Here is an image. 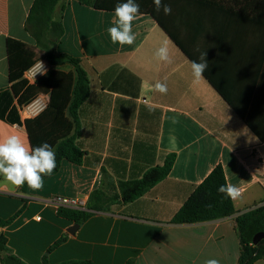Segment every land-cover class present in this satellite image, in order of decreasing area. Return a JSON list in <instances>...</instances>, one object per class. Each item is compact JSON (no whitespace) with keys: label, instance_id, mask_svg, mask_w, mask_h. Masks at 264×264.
<instances>
[{"label":"crops","instance_id":"obj_1","mask_svg":"<svg viewBox=\"0 0 264 264\" xmlns=\"http://www.w3.org/2000/svg\"><path fill=\"white\" fill-rule=\"evenodd\" d=\"M33 2L0 0V91L11 87L7 40L35 46L26 30ZM62 5L64 35L56 52L79 59L90 80L78 114L77 144L86 156L81 164L64 160L41 190L18 189L0 177V236L7 242L0 264L6 257L22 264H239L235 220L264 205V0H169L165 21L191 58L151 15L137 17L136 41L121 47L107 33L114 11L78 0ZM165 41L170 64L155 57ZM204 52L205 73L227 100L205 76L193 83L190 61ZM157 81L167 83V94L153 90ZM13 133L30 142L24 123L0 119V139ZM171 154L168 177L148 193L91 212L82 223L61 212L75 209L48 203L56 196L88 202L98 188L113 193L119 181L141 178ZM218 165L227 183L242 190L236 213L172 223Z\"/></svg>","mask_w":264,"mask_h":264},{"label":"trees","instance_id":"obj_2","mask_svg":"<svg viewBox=\"0 0 264 264\" xmlns=\"http://www.w3.org/2000/svg\"><path fill=\"white\" fill-rule=\"evenodd\" d=\"M63 1L34 0L26 19V30L35 40V46H29L22 41L11 38L7 40L11 87L8 90L0 91V119L19 124L21 121L14 106V101L23 106L39 95H49L47 109L37 118L27 120L24 125L30 144L33 147L47 142L54 148L57 168L52 175L59 171L64 160L81 164L86 156V152L77 144L80 136L78 114L81 105L90 94V80L81 65V61L56 52V46L64 35L62 23ZM78 1L106 11H114L117 3L125 2V0ZM136 3L140 5V14L151 15L169 37L190 57L171 32L165 21V14L162 8L160 11H156L153 0H136ZM163 3L168 4L169 0H163ZM41 58H46L51 63L52 69L36 85H28L23 79V75ZM203 75L227 100V97L207 73L204 72ZM238 114L252 130L256 131L249 117L244 112H238ZM175 159L176 156L171 154L166 157L162 166L150 169L141 178L119 181L117 191L115 190L113 193L102 188L96 189L92 192L87 202L89 212L79 210H61V212L74 218L75 222L82 223L89 218L91 212L107 211L116 202H133L168 177ZM225 183L227 181L224 169L221 165H218L197 186L189 199L174 216L172 223L193 224L234 215L236 213L234 201L218 192L219 186ZM27 187V185L24 186V188ZM235 224L241 245L239 264H254L257 260L264 258V240L258 245L253 244L255 234L264 232V205L240 214L237 216ZM6 251V239L0 236V258L1 254ZM2 260L7 264H22L11 257H6Z\"/></svg>","mask_w":264,"mask_h":264},{"label":"clouds","instance_id":"obj_3","mask_svg":"<svg viewBox=\"0 0 264 264\" xmlns=\"http://www.w3.org/2000/svg\"><path fill=\"white\" fill-rule=\"evenodd\" d=\"M156 11L161 8L165 15H170L172 9L170 5L164 4L163 0H153ZM140 15V5L136 0H125L117 3L114 8V19L112 25L107 28V33L111 43L123 47L132 45L136 41V33L133 30L134 21ZM155 57L159 61L172 63V57L165 41L156 50ZM206 52L202 53L199 61H190L191 75L193 83H199L204 80V72L208 68L206 61ZM35 67L34 76L46 74L43 62L39 60ZM153 90L160 94H167L168 86L166 82L157 81ZM150 112L155 111L154 106L147 104ZM57 168L56 152L52 145L47 142L33 147L19 133L7 135L0 139V177L16 188H22L25 185L32 190H41L44 187V177L51 176ZM218 192L222 193L230 200L241 198L242 192L239 187L231 183H225L219 186ZM204 264H220L217 259H207Z\"/></svg>","mask_w":264,"mask_h":264},{"label":"built area","instance_id":"obj_4","mask_svg":"<svg viewBox=\"0 0 264 264\" xmlns=\"http://www.w3.org/2000/svg\"><path fill=\"white\" fill-rule=\"evenodd\" d=\"M42 61L46 74L37 73L34 76L35 67L38 62ZM36 61L23 75V79L27 82L28 85H36L44 76H46L52 69L51 63L46 58H41ZM49 104V95H39L33 101L27 105H19L16 101L14 106L20 117V121L25 123L27 120L35 119L40 116L48 107ZM242 192V190H241ZM48 203L54 205L56 208H69L75 210H86L87 209V200L84 198H68L62 196H56L48 200ZM40 220V217H38Z\"/></svg>","mask_w":264,"mask_h":264},{"label":"water","instance_id":"obj_5","mask_svg":"<svg viewBox=\"0 0 264 264\" xmlns=\"http://www.w3.org/2000/svg\"><path fill=\"white\" fill-rule=\"evenodd\" d=\"M262 240H264V232H258L253 238V244L258 245Z\"/></svg>","mask_w":264,"mask_h":264},{"label":"rangeland","instance_id":"obj_6","mask_svg":"<svg viewBox=\"0 0 264 264\" xmlns=\"http://www.w3.org/2000/svg\"><path fill=\"white\" fill-rule=\"evenodd\" d=\"M255 207H257V206H253L252 208H249L248 211L251 210V209H254Z\"/></svg>","mask_w":264,"mask_h":264}]
</instances>
